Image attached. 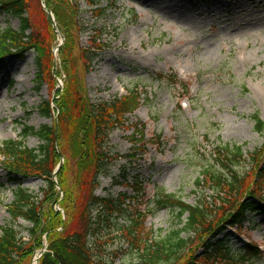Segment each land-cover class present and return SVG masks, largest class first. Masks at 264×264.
Wrapping results in <instances>:
<instances>
[{
	"label": "rangeland",
	"instance_id": "obj_1",
	"mask_svg": "<svg viewBox=\"0 0 264 264\" xmlns=\"http://www.w3.org/2000/svg\"><path fill=\"white\" fill-rule=\"evenodd\" d=\"M26 7L34 33L42 35L48 45V69L42 74L52 80V86L46 82L38 86L36 51L26 48L18 58L0 60V148L11 139H24L28 147L37 148L41 141L36 136L23 138V125L36 129L55 125L59 157L53 161L57 168L61 164L57 172L67 162L63 177L68 179L77 174L78 160L71 136L59 131L58 113L48 118L41 112L46 100L55 101L66 94L69 78L58 51L66 41L68 29L58 24L42 0H27ZM100 7L105 12L98 15L83 0L65 56L72 73L77 71L79 78L82 75L91 103L111 102L130 92L140 97L136 110L111 133L110 146L127 155L138 145L133 142L134 130L142 129L144 138L135 158H120L110 167V174L100 177L97 193L134 194L131 187L115 183L124 181V166L128 182H133L135 176L143 181L145 192L139 195L142 209L152 206L151 200L163 189L190 205L207 207L209 227L213 228L251 193L247 188L264 165V134L256 131L253 117L258 115L264 121V0H102ZM20 24L17 17L0 9V31L7 27L17 29ZM95 29L102 30L97 43L102 40L104 47L92 68L86 70L79 48L90 45ZM160 73H175L188 91L160 79ZM72 83L73 93V78ZM54 106L58 109L57 104ZM69 130L71 133L73 124ZM237 146L243 156L231 162L226 148ZM2 159L0 153V235L2 226L13 224L7 207L14 200L16 187L10 182ZM231 172L239 176L238 183L234 189L225 185L222 204L215 206L217 188L211 175L217 173L226 178ZM56 182L62 197L58 178ZM23 187L39 199L43 197L42 178H25ZM259 192L255 189V193ZM55 207L63 212L59 204ZM186 216L179 218L174 208H154L145 217V232L151 238H163L181 228ZM247 217L241 227L224 224L215 239L228 238L234 250L252 243L260 250V256L238 264H264V212ZM13 225L21 229L29 224L20 219ZM209 230L182 233L189 237L188 248L178 264L194 254L203 255V239L213 238ZM42 239L43 246L23 264L38 262L41 251L48 246L47 238ZM122 249L115 264L136 257L135 252L129 253L127 245Z\"/></svg>",
	"mask_w": 264,
	"mask_h": 264
},
{
	"label": "trees",
	"instance_id": "obj_2",
	"mask_svg": "<svg viewBox=\"0 0 264 264\" xmlns=\"http://www.w3.org/2000/svg\"><path fill=\"white\" fill-rule=\"evenodd\" d=\"M45 2L54 13L58 24L68 29L66 41L58 54L69 83L65 81V84L68 83L66 94L60 95L55 101L51 98L46 100L41 112L48 118H54L58 113L59 131L62 129L63 134L65 132L71 136L72 147L78 159L77 174L74 173L68 179L63 177L67 162L55 174L57 165L54 164L53 159L59 157L55 147V125H43L38 129L23 125V138L36 136L41 141L37 148L28 147L24 139L3 142L0 148L3 156L1 163L7 169L10 182L16 185L13 189L14 200L7 210L13 224L21 219L29 225L22 226L21 229L11 223L2 226L0 264H23L28 256L43 246V236L47 238L48 247L38 264H115V260L123 253V245L128 246L129 253L136 254L131 261L123 264H178L183 260L188 248L189 237L183 236L182 233H197L205 228L211 230L209 231L211 235L213 233V238L203 239L205 247L203 255L194 254L182 264H238L259 257L260 250L252 243L234 250L228 238H215L226 224L241 227L248 214L264 212V165L260 167L252 186L247 188V192L251 193L238 201L237 207L226 218L215 222L213 228L209 227L207 207L202 204L190 205L182 198L163 189L159 190L151 200L152 206L146 205V209H142L143 203L139 195L145 192L143 181L135 176L133 182H128V171L124 166L122 167L124 181L116 180L115 183L129 186L135 193L119 192L116 195L97 193L101 184L100 177L110 174V167L120 158H135V152L143 146L142 129L134 130L133 142L138 145L130 154H120L109 144L111 133L125 123L127 115L136 110L140 97L130 92L111 102L91 103L86 95L82 75L79 78L77 71L75 75L72 73L69 59L65 56L66 49L71 45L73 35L71 29L76 23L78 24L82 12L83 0H45ZM86 2L98 15L105 12L100 7L102 0H86ZM26 4L27 0H0V9L17 17L21 23L17 29L7 27L0 31V60L9 56H21L26 48L36 51L37 66L40 70L38 86L46 82L51 87L52 80L43 75L48 69V53L45 54L48 45L42 35L34 33ZM101 31L95 29L90 45L79 48V54L83 56L87 65L86 70L92 68L94 59L104 47L102 40L97 43L102 37ZM72 78L76 83L73 93ZM159 78L186 88L175 73H160ZM77 86H80L81 90ZM54 104H57L59 112ZM253 117L256 131L264 134V121L258 115ZM71 124L73 130L70 133ZM226 150L229 151L231 162L243 156L240 146L227 147ZM30 176H38L44 180L45 188L42 189L41 199L23 187V180ZM56 178L63 188L62 197L57 191ZM238 179L239 176L233 172L226 178L212 173L211 180L217 188L215 206L222 204L225 185L234 189ZM1 188L3 185L0 183V190ZM255 189L260 192L255 193ZM57 204L63 212L61 209H56ZM161 207L174 208L179 218L185 214L188 216L181 228L163 238L154 239L145 232V217L153 212L154 208ZM221 225L223 226L220 227Z\"/></svg>",
	"mask_w": 264,
	"mask_h": 264
},
{
	"label": "water",
	"instance_id": "obj_3",
	"mask_svg": "<svg viewBox=\"0 0 264 264\" xmlns=\"http://www.w3.org/2000/svg\"><path fill=\"white\" fill-rule=\"evenodd\" d=\"M42 2H43V6H44V8L49 12V13H51V11L46 7V5H45V0H42ZM61 166V164L59 165V167ZM58 167V168H59ZM44 251H42L41 252V254L43 253Z\"/></svg>",
	"mask_w": 264,
	"mask_h": 264
},
{
	"label": "bare ground",
	"instance_id": "obj_4",
	"mask_svg": "<svg viewBox=\"0 0 264 264\" xmlns=\"http://www.w3.org/2000/svg\"><path fill=\"white\" fill-rule=\"evenodd\" d=\"M167 5V4H166ZM14 57H17L18 58V56H14ZM37 68H38V66H37ZM39 74H40V70H39V68H38V72H37V75H36V79L37 80H40V76H39ZM50 87V86H49ZM34 264H36V263H34Z\"/></svg>",
	"mask_w": 264,
	"mask_h": 264
}]
</instances>
